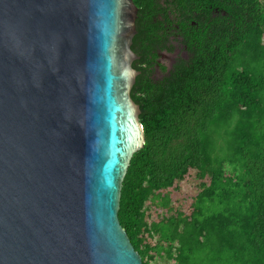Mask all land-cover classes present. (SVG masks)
<instances>
[{"label":"water","instance_id":"obj_1","mask_svg":"<svg viewBox=\"0 0 264 264\" xmlns=\"http://www.w3.org/2000/svg\"><path fill=\"white\" fill-rule=\"evenodd\" d=\"M132 0H0V264H142L118 210L143 146Z\"/></svg>","mask_w":264,"mask_h":264},{"label":"trees","instance_id":"obj_2","mask_svg":"<svg viewBox=\"0 0 264 264\" xmlns=\"http://www.w3.org/2000/svg\"><path fill=\"white\" fill-rule=\"evenodd\" d=\"M132 1L144 142L121 226L142 264H264V0ZM170 35L187 53L157 77Z\"/></svg>","mask_w":264,"mask_h":264},{"label":"flooded vegetation","instance_id":"obj_3","mask_svg":"<svg viewBox=\"0 0 264 264\" xmlns=\"http://www.w3.org/2000/svg\"><path fill=\"white\" fill-rule=\"evenodd\" d=\"M132 2H133V1H132ZM134 4H135V2H134ZM137 17H138V9H137V16H136V19H137ZM136 19H135V28H136V31H137ZM173 24H174L175 26L178 25V24H175L174 22H173ZM135 34H136V33H135ZM135 34H134V35H135ZM173 36H174V35H170V37H169V42H171V44L173 45L172 50H171V51H172L171 54H173V58L171 59L169 65H171V63L174 61V59H175L178 55L185 56V54L187 53L186 47H185L183 44H180L176 39H174ZM133 37H134V36H133ZM131 49H132V51H133L135 54H137L136 49H135V45H134V42H133V39H132ZM183 49H185V50H183ZM160 53H161V52H160ZM137 55H138V54H137ZM138 56H139V55H138ZM134 61H135V60H134ZM134 61H133V62H134ZM133 62H132V64H133ZM160 64H161L160 56H158V57L156 58V60L153 62V67H154V73H153V74H155V71H157V74H156L157 77H160L161 74H162V72H161V68H160ZM132 67H133V66H132ZM153 76H154V75H153Z\"/></svg>","mask_w":264,"mask_h":264},{"label":"rangeland","instance_id":"obj_4","mask_svg":"<svg viewBox=\"0 0 264 264\" xmlns=\"http://www.w3.org/2000/svg\"><path fill=\"white\" fill-rule=\"evenodd\" d=\"M171 43V42H170ZM172 51H162L160 53V61L161 63L170 64L171 59L173 58V54H171ZM136 60V59H135ZM134 61V60H133ZM132 61V62H133ZM157 74V71H155V75ZM260 77L262 81H264V71H261L260 73L257 71V74H254V78ZM164 261V260H163Z\"/></svg>","mask_w":264,"mask_h":264}]
</instances>
